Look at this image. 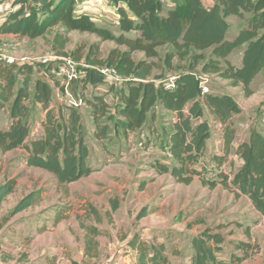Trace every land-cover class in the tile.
<instances>
[{
    "label": "trees",
    "instance_id": "16d2710c",
    "mask_svg": "<svg viewBox=\"0 0 264 264\" xmlns=\"http://www.w3.org/2000/svg\"><path fill=\"white\" fill-rule=\"evenodd\" d=\"M5 0H0L2 3ZM8 1V0H6ZM78 0H10V7L0 20L1 34H14L20 38L36 39L51 28L62 25L56 32L52 50L60 57H70L78 62L83 57L82 79L93 86L106 83L97 70L101 66L113 67L123 77L113 110L119 115L123 132H131L143 125L153 127L155 111L160 107L169 115L170 126L166 128L164 147L169 155L170 166H160L176 182L189 184L200 175L207 140L219 125L223 152L214 157L217 166L225 161L234 141L236 127L234 116L240 112L234 98L226 93L214 94L209 90L202 94L198 75H217L231 85H240L244 95H249L251 81L264 70V0H173V6L163 13L161 0H110L117 13L118 34L97 26L84 12H76ZM250 13L247 25L231 39L226 38L229 28L228 16L241 19ZM69 31L89 32L101 40H112L118 46L111 48L106 57L99 55L100 48L92 43L84 56L73 50L64 51ZM135 32L129 36L127 33ZM169 45L173 52L166 54L165 63L171 66L173 56L184 57L190 50H209L208 58L196 69L202 54L193 55L195 63L172 75L167 86L161 76L152 74L153 62L147 59L158 55L157 47ZM244 45L241 65H232L227 56ZM141 51L143 59L134 60L132 53ZM46 62L0 60V104H9L11 123L0 129V152L18 147L26 149L25 162L51 173L60 184L70 183L91 173L88 165V138L103 140L111 127L108 120L100 121L106 102L97 97L91 112V132L80 111L74 104L52 105V84L37 77L32 81L35 67L48 70ZM29 102L44 112L41 121L43 133L26 142L29 133ZM96 105V106H95ZM205 109L211 115L204 117ZM233 153L241 159L238 169L230 174L217 170L219 180L202 179L204 185L214 187L223 183L236 195H244L254 209L264 215V135L251 129L247 141L237 144ZM15 186L13 179L0 184V204ZM27 194L14 206L13 213L25 210L34 201ZM116 206L113 205V209ZM145 212L142 211L141 215ZM220 225L207 226L191 237L189 264H221L224 235ZM241 252L234 263L243 261L253 250L249 242H233ZM138 252L139 264H165L163 247L148 246L137 238L128 241Z\"/></svg>",
    "mask_w": 264,
    "mask_h": 264
},
{
    "label": "rangeland",
    "instance_id": "374dc122",
    "mask_svg": "<svg viewBox=\"0 0 264 264\" xmlns=\"http://www.w3.org/2000/svg\"><path fill=\"white\" fill-rule=\"evenodd\" d=\"M161 1L163 13L173 6V0ZM204 3L208 4V0ZM8 9L3 5L0 13ZM77 11L89 13L97 26L118 34V17L110 0H78ZM249 16L250 13H245L243 19L227 17L228 38L247 25ZM62 29V25H57L36 39L0 35L1 60L34 62L44 58L49 69L35 67L31 88L37 77L48 80L53 87L52 105L77 106L88 132L94 102L97 103V97L102 98L106 107L100 121L107 119L111 129L103 140L90 134L87 163L92 171L70 183L60 184L51 173L28 166L23 147L0 152V184L15 181L13 191L0 204V264H139L137 250L128 245L132 238L143 240L149 247L161 244L165 264H189L191 237L210 225H220L219 231L225 237L219 256L221 264H236L232 259L240 257L241 252L233 242L238 241L254 246L239 264H264V216L252 208L246 197L236 195L225 184L217 181L214 187H209L201 181L216 182L217 170L229 174L233 166L232 162L221 167L214 163V157L220 156L219 143L209 141L205 159H201L200 175L189 184L177 183L167 172H161L160 166H170L171 162L164 147L169 115L157 107L152 128L143 125L123 132L119 115L113 110L119 88L125 86L123 81L95 86L84 82L83 57L75 61L73 71L68 68L67 73L57 72L63 60L53 52L52 43L55 33ZM127 35L134 37L136 33ZM66 36L64 51L68 54L77 50L84 56L92 43L99 45L102 58L113 47L125 48L112 40H101L94 33L69 31ZM157 50L158 55L147 60L153 62L152 74L164 80L194 64L193 55L202 54L204 57L197 61L198 70L210 54L209 50H190L183 58L173 56L168 67L166 54L173 52V48L163 45ZM239 55L240 50H235L229 62L235 63ZM132 56L134 60L145 58L141 51L133 52ZM224 82L217 75H208L210 90L225 91ZM263 82L264 70L252 88L260 93ZM28 104L30 133L26 142L42 135L44 118L38 105ZM250 109L254 122L264 123V104H253ZM10 123L9 104H0V129H7ZM27 194L35 198L32 205L13 213L15 204Z\"/></svg>",
    "mask_w": 264,
    "mask_h": 264
},
{
    "label": "crops",
    "instance_id": "0c3cea01",
    "mask_svg": "<svg viewBox=\"0 0 264 264\" xmlns=\"http://www.w3.org/2000/svg\"><path fill=\"white\" fill-rule=\"evenodd\" d=\"M84 1H87V0H84ZM5 6V9H6V5L8 7H10V0L8 1H3L2 3H0V7L1 6ZM88 8H90L91 6H87ZM91 10V9H90ZM98 10V9H96ZM6 11L0 13V20L3 18L4 14H5ZM77 12H83V11H77ZM84 13H87V12H84ZM89 16L90 14L87 13ZM228 22V21H227ZM229 23V22H228ZM244 27V26H243ZM242 28V27H241ZM240 28V29H241ZM238 29L234 34L233 36L229 37L227 36L226 34V38L227 39H231L233 38L237 33L238 31L240 30ZM1 36H5V37H18L14 34H1ZM20 38V37H19ZM21 39H24V38H21ZM239 49L240 50V55H239V58L237 59V61L235 63H231L232 65L236 66V67H239L241 65V57H242V51L244 49V45L243 46H240L238 48H235L228 56H227V60L230 61V56L232 55V53ZM263 71V70H262ZM262 71H260L256 76L255 78L251 81L250 83V88L251 90H253L252 94H250L249 96L245 97L243 95V92H242V88L240 85H236V86H233L231 85L227 80L225 79H222V80H225L226 84H224L225 86V91H222V92H218L220 91L218 89V91H216L215 89L211 90L212 93L214 94H218V93H226V94H229L231 95L234 100L236 101L237 105L239 106L240 108V112L238 114H236L234 116V124H235V127H236V134H235V138H234V141L232 142L231 144V149H230V152L226 155V158H225V161L222 163H230L232 162V168L229 169V174L230 173H233L235 172L238 167L241 165L242 161L241 159H239L234 153V149L236 148L237 144L241 141H247L248 138H249V134H250V131L251 129H255L257 130L258 132L262 133L264 135V123H259V121H257V123L254 122L253 120V117L251 116V112L252 110L250 109L252 107L253 104L255 105H260L261 103L264 104V87L261 89V92L258 93V91H256V89L252 88V85L255 81V79H257L258 77H260V73H262ZM263 86H264V82H263ZM229 88V89H228ZM257 94V95H256ZM255 111V107H254V110ZM255 115V113H254ZM204 117L210 119L211 118V115L209 114V112L205 109V112H204ZM91 125V124H90ZM217 127V130L215 131V133H212L211 137L207 140V143H206V149L208 147V143L209 141L213 142V141H217L220 145V152L218 155H222V152H223V148H222V141L220 139V133H219V125L217 124L216 125ZM91 128V126H90ZM41 130H42V126H41ZM92 129H90V132H91ZM43 131V130H42ZM89 132V133H90ZM240 132V133H239ZM43 133V132H42ZM206 149H205V152H206ZM205 152H204V156L203 158L205 159ZM217 156V155H216ZM89 158V157H88ZM170 163V162H169ZM221 164V166H222ZM219 166V167H221ZM221 170V169H220ZM224 172V171H223ZM224 174H227L224 172ZM178 183V182H177ZM244 196V195H242ZM246 197V196H244ZM247 198V197H246ZM247 200L249 201V199L247 198ZM250 205L252 206L251 202L249 201ZM252 208L254 209V207L252 206ZM255 210V209H254ZM256 211V210H255ZM257 212V211H256ZM259 213V212H257ZM260 214V213H259ZM261 215V214H260ZM264 216V215H262ZM211 226V225H210ZM239 251V250H238Z\"/></svg>",
    "mask_w": 264,
    "mask_h": 264
},
{
    "label": "built area",
    "instance_id": "2783aa9c",
    "mask_svg": "<svg viewBox=\"0 0 264 264\" xmlns=\"http://www.w3.org/2000/svg\"><path fill=\"white\" fill-rule=\"evenodd\" d=\"M59 59L63 60L62 64H59L61 66L58 67L57 72L58 73H67L68 72V68H71L73 71V66L75 65V61L70 58V57H60ZM0 60H1V54H0ZM46 62L47 60H45L44 58H37L36 60H34V62L29 61V60H18L16 62H26L28 64H34L35 62ZM97 70L100 72V74L103 76V79L105 80V82H112V83H120L123 80V77L117 73L115 71V69L113 67H109V66H101L98 67ZM199 80H200V91L202 94L208 93L210 88L208 85V75L204 74V73H200L198 75ZM172 79L173 77H169L168 79H166L167 82V86L170 87L171 83H172ZM165 151L166 148H165Z\"/></svg>",
    "mask_w": 264,
    "mask_h": 264
}]
</instances>
